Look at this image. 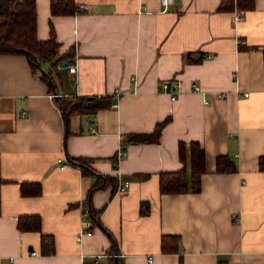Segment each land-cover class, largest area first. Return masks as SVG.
Instances as JSON below:
<instances>
[{"label": "crops", "instance_id": "0c3cea01", "mask_svg": "<svg viewBox=\"0 0 264 264\" xmlns=\"http://www.w3.org/2000/svg\"><path fill=\"white\" fill-rule=\"evenodd\" d=\"M75 1L86 7L53 15L50 0H36L39 38L53 24L60 51L75 50L51 84L26 54L0 53V264H94L97 254L103 264H264V0L239 20L221 0H173L166 10L161 0ZM189 52L204 55L189 61ZM163 80L182 84L165 92ZM74 95L118 106L66 118L58 102ZM166 118L159 141L124 142ZM192 141L206 153L200 190L162 193L160 173L189 167L180 144ZM220 154L235 171H217ZM24 183L40 193H23ZM25 214H38L41 230H20ZM165 234L179 237L177 252H162Z\"/></svg>", "mask_w": 264, "mask_h": 264}, {"label": "trees", "instance_id": "16d2710c", "mask_svg": "<svg viewBox=\"0 0 264 264\" xmlns=\"http://www.w3.org/2000/svg\"><path fill=\"white\" fill-rule=\"evenodd\" d=\"M255 6L254 0H221L220 10H250ZM50 8L53 15H68L81 12L79 4L75 0H50ZM60 42L57 39L53 24L50 27V36L41 39L37 32V8L36 0H0V53H22L26 54L35 72H39L41 78L51 84L54 80L53 72L60 61L71 63L75 55L74 48L60 51ZM204 54L197 58L186 55L189 61H200ZM51 63L49 69L43 64ZM115 94H113V97ZM109 95L102 96H69L60 97L58 102L64 116L74 112L93 114L101 108L108 107L113 101ZM168 118L159 121L154 130L148 133H131L125 136L124 142H157L160 139L164 125ZM188 145V147H187ZM189 150V167L185 164L182 168L174 171L160 173V191L162 193H184L187 191H199L201 188V176L206 171V153L201 144L197 141L180 144V154L186 160V151ZM71 163L81 166L85 162L80 158L71 159ZM83 161V162H82ZM260 170L264 171V154L258 160ZM216 168L220 172H231L236 170V163L226 154H220L216 159ZM1 172V154H0ZM148 174L141 177L146 178ZM113 179V178H112ZM112 183H115L113 180ZM32 186L31 188L27 187ZM25 194L38 195L41 191L39 183L22 184ZM147 206V208H146ZM149 211L148 203L142 202L141 213ZM92 219L96 221V218ZM97 217V216H96ZM17 226L20 230H41V217L38 214H25L18 218ZM179 248V237L175 234H165L161 238V250L165 253L177 252ZM53 250V238L50 235H42V251L50 253ZM94 264H103L94 261ZM108 264H120L118 260ZM219 264H222L219 262Z\"/></svg>", "mask_w": 264, "mask_h": 264}, {"label": "built area", "instance_id": "2783aa9c", "mask_svg": "<svg viewBox=\"0 0 264 264\" xmlns=\"http://www.w3.org/2000/svg\"><path fill=\"white\" fill-rule=\"evenodd\" d=\"M163 5H164V10L168 9L169 6L172 4L173 0H161ZM80 6V5H79ZM85 5L80 6L81 9L85 8ZM244 15V11L243 10H235L234 11V16H235V20H239L240 18H242ZM59 66H61V64L59 63ZM69 70L71 72H75L77 70V64H71L69 65ZM132 80H134L136 82V77L133 76L131 78ZM181 81L180 80H176V81H171V80H163L162 81V90L167 92L170 91L172 88H174V90L176 89V87H180L181 86ZM194 90H200V86L199 85H195L194 86ZM115 96H120L121 94V90L119 88L115 89L114 91ZM246 95H248V93H245ZM221 95H224L223 93ZM51 97H54L55 94H51ZM177 98V93L174 91L172 93V99H176ZM205 102H207V100H205ZM111 106L113 107H117L118 106V101H113L111 103ZM127 155V152L125 150V148H121L116 156V158L113 160V164L116 166L119 162V160L121 158H124ZM58 162L60 163V168L64 169L65 167H67L69 165V163L65 160L64 157H59L58 158ZM130 185L129 182H127L124 186L120 187V190H126L128 188V186ZM84 234H88L91 235L92 231L90 229H84L78 236V239H81L83 237ZM103 254H97L96 257V261H98L100 259V257H102ZM153 261V257H149L148 258V263L150 264Z\"/></svg>", "mask_w": 264, "mask_h": 264}, {"label": "water", "instance_id": "95a60500", "mask_svg": "<svg viewBox=\"0 0 264 264\" xmlns=\"http://www.w3.org/2000/svg\"><path fill=\"white\" fill-rule=\"evenodd\" d=\"M64 66L68 65V62L63 63Z\"/></svg>", "mask_w": 264, "mask_h": 264}]
</instances>
